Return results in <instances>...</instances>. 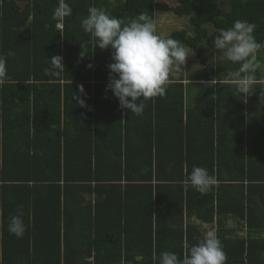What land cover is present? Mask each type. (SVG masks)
I'll list each match as a JSON object with an SVG mask.
<instances>
[{
  "label": "trees",
  "instance_id": "trees-1",
  "mask_svg": "<svg viewBox=\"0 0 264 264\" xmlns=\"http://www.w3.org/2000/svg\"><path fill=\"white\" fill-rule=\"evenodd\" d=\"M122 1L66 0L73 14L58 29V0H0V54L10 77L0 87V264H137L136 255L153 264V252L182 258L203 223L217 228L227 264H264V216L245 198L250 186L264 188V96H250L260 102L245 112L240 94L221 89L231 86H209L238 67L218 60L204 79L186 82L201 105L188 106L176 74L164 96L131 115L106 91L111 51L94 49L81 27L90 7L124 20L141 9L186 16L170 36L204 64L201 46L214 49V35L237 19L255 23L264 42V0H227L220 17L219 0ZM53 55L63 57L65 72L49 78L43 70ZM193 165L217 178L206 195L182 185ZM21 205L27 228L17 238L8 220Z\"/></svg>",
  "mask_w": 264,
  "mask_h": 264
},
{
  "label": "clouds",
  "instance_id": "clouds-1",
  "mask_svg": "<svg viewBox=\"0 0 264 264\" xmlns=\"http://www.w3.org/2000/svg\"><path fill=\"white\" fill-rule=\"evenodd\" d=\"M125 2L126 0L122 1L123 4ZM87 12L88 15L81 21V27L90 35L94 49L99 47L111 51L112 62L107 65L109 82L106 91L111 90L121 110L142 116L145 102L164 96L167 86L172 83L173 73L183 71L181 66L193 54L179 40L159 33L154 18L148 13L139 12L124 20L104 8L90 7ZM72 14L73 9L66 0H58L52 13L53 20L57 22L56 28L62 29L63 21ZM256 27L255 23L246 19H237L230 27L219 29L212 38V46L219 54L213 60L230 62L238 67L227 72L223 78H214L208 85H229L243 97L245 103L252 95L264 96V87L259 93L256 90V85L264 86V79H257L258 71L264 70V59L260 58L264 42L256 39ZM83 48L81 56L86 53L84 44ZM7 55L14 56L15 52L9 51ZM62 61V56L53 55L49 59V65L43 70L45 76L56 78L65 72ZM88 67L91 68L92 65L89 64ZM9 79L6 57L0 54V87ZM79 93L87 95L83 85L79 86ZM72 99L80 106H86V101L81 96L72 94ZM182 185L185 191L191 187L203 196L217 186V178L206 168L193 165L191 172L185 169ZM26 228L21 205L15 214L9 216L7 230L17 238H22ZM184 248L182 258L174 251H162L159 254L153 252V264H227V253L214 224L203 223L201 238L190 246L185 244ZM143 259L142 255L134 257L137 264Z\"/></svg>",
  "mask_w": 264,
  "mask_h": 264
},
{
  "label": "rangeland",
  "instance_id": "rangeland-1",
  "mask_svg": "<svg viewBox=\"0 0 264 264\" xmlns=\"http://www.w3.org/2000/svg\"><path fill=\"white\" fill-rule=\"evenodd\" d=\"M168 2L170 5H174L172 0H165ZM222 9L227 10L229 9L228 6V1L227 0H219V7H218V13L217 17L221 16ZM140 12H148L146 9H141ZM221 12V13H220ZM149 13V12H148ZM151 16H154V20L157 24L158 27V32L163 34V35H170V33L174 30L177 29H183L185 25H187V20L186 17H176L173 15V13L169 12H157L156 10L151 11ZM189 27V26H188ZM211 28L209 27V32ZM192 34V33H191ZM190 54H193L188 57L186 63L182 65V70L179 73H173V75H182V77L185 79V82H193L195 78L197 79H204V76L207 74H210L211 71L215 70L216 68V62L213 60V57L217 54V51L214 49H211L210 47L206 45L201 46V50L204 53L205 57V64L201 63L198 58L195 57L194 53L192 50L185 46ZM262 53V52H261ZM219 55V54H217ZM263 54H261L262 57ZM188 80V81H187ZM192 80V81H189ZM193 86V85H192ZM191 85H187L186 89V83L184 86V90H188L189 95V100H188V106L195 108V105L197 104L198 106L202 104L201 99L199 97V92L197 91V87H192ZM193 88V89H192ZM192 89V90H191ZM192 91V92H191ZM196 95L198 97H196ZM205 95V93H203ZM204 102V101H203ZM253 132V130H252ZM239 220V219H237ZM264 232V229H262Z\"/></svg>",
  "mask_w": 264,
  "mask_h": 264
},
{
  "label": "crops",
  "instance_id": "crops-1",
  "mask_svg": "<svg viewBox=\"0 0 264 264\" xmlns=\"http://www.w3.org/2000/svg\"><path fill=\"white\" fill-rule=\"evenodd\" d=\"M19 10L21 11V9L19 8ZM154 17V16H153ZM2 31V28H1V25H0V33ZM6 41H1L0 40V44L2 43H5ZM227 86H222L221 89H227V91L229 90V92L231 94H234V90L233 88H229ZM256 100V101H255ZM255 100H252V101H249L247 103L244 102V110L245 112H248V111H251L252 108H254L260 101H258L257 99ZM224 103L227 104L228 101L227 99H224ZM259 105V104H258ZM228 106V105H227ZM225 110V109H224ZM226 110H227V107H226ZM253 110V109H252ZM252 132V130H251ZM251 190H250V195L248 194V196L246 195L245 198H246V203L250 204L251 203V206L252 208L255 210V213L260 215V216H264V203L263 202H260V198L262 196H264L262 193L264 192V188H260L258 192H256V187L255 186H250ZM245 191V190H244ZM247 192V191H246ZM245 192V193H246ZM262 201V200H261ZM229 225H231V220H229ZM264 227V226H263ZM262 235V233H261Z\"/></svg>",
  "mask_w": 264,
  "mask_h": 264
}]
</instances>
